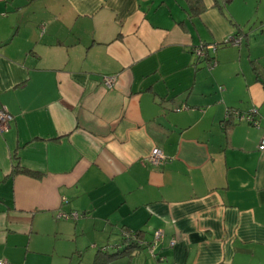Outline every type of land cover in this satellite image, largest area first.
<instances>
[{
	"label": "crops",
	"instance_id": "crops-1",
	"mask_svg": "<svg viewBox=\"0 0 264 264\" xmlns=\"http://www.w3.org/2000/svg\"><path fill=\"white\" fill-rule=\"evenodd\" d=\"M185 1L0 0V107L12 117L0 260L54 264L60 238L97 250L139 231L147 246L129 264H264V85L251 66L264 67V0H200L195 15ZM238 29L241 44L208 53L212 68L197 61L195 47ZM254 107L252 125L224 118ZM17 163L40 177L11 175Z\"/></svg>",
	"mask_w": 264,
	"mask_h": 264
},
{
	"label": "trees",
	"instance_id": "trees-1",
	"mask_svg": "<svg viewBox=\"0 0 264 264\" xmlns=\"http://www.w3.org/2000/svg\"><path fill=\"white\" fill-rule=\"evenodd\" d=\"M232 0H223L224 3L220 4V8H222L225 4L231 2ZM188 5V11L195 15L201 11L204 10V7L203 5L201 4V1L200 0H186L185 1ZM218 4V3H217ZM262 31H264V26H262ZM235 38H238L239 39V44H241V40L243 38V35L241 33V29H238L236 33L232 34L227 40L221 42L220 44L219 43H212L215 45V50L214 52L216 51L217 47L218 46H221V45H229V44H234L233 41ZM208 43H202L201 46L204 47V55L202 58H197V61H201V59L205 60L206 61V65L208 66H212L213 63H216V60L215 58L212 56H209V52L211 49H206L205 46L207 45ZM196 48V47H195ZM213 52V53H214ZM210 66V67H211ZM251 66H252V70L253 72L255 73V76H256V79L259 80L262 85H264V67H262V65L257 61V60H251ZM254 111H256V113H254ZM258 113V108L254 107L252 108L251 110H249L247 113L246 112H242L238 109H235V108H230V109H227L226 112H225V116L224 118L229 121L230 118H241L243 119L245 122L249 123V124H254L252 121H248L246 120L245 118H242L243 115H253L254 114V117L255 115ZM242 116V117H241ZM226 121V122H227ZM25 174L27 176H30V177H34V178H39L40 177V172L38 171H34V170H31V169H27L21 165H19L18 163L14 165V167L12 168V171H11V175H15V174ZM140 235L141 233L139 231H134V232H130V231H127V232H122L120 234V242H118V244H115V245H112V246H102V247H99L97 250H96V253H95V257H94V261L92 264H108L110 261L116 259V258H119L123 255H128L129 252L132 250V248H135V247H140V246H147V244L144 242L141 241L140 239ZM150 244V242L148 243Z\"/></svg>",
	"mask_w": 264,
	"mask_h": 264
},
{
	"label": "built area",
	"instance_id": "built-area-1",
	"mask_svg": "<svg viewBox=\"0 0 264 264\" xmlns=\"http://www.w3.org/2000/svg\"><path fill=\"white\" fill-rule=\"evenodd\" d=\"M234 44H238L239 43V39L235 38L233 41ZM204 47L201 46V44L199 46H197L194 49L195 55L197 58H202L204 55ZM206 49H211V50H215V45L214 44H207L205 46ZM215 64V63H213ZM212 64V65H213ZM211 66V65H210ZM116 78L114 76H105L103 77V84L108 87L111 88L113 87L114 83H115ZM254 113H256V111H254ZM242 117V116H241ZM242 118H245L248 121H252L253 123H256V121L254 120V114L253 115H243ZM12 119L11 115L7 112V110L5 108L0 107V132H2L6 126L7 123ZM258 149L259 150H264V136H262V138L260 139V142L258 144ZM147 160L149 161V163L153 166H160L162 164H164L165 160H166V156L163 153V151L158 148V147H154L148 157ZM58 217H63V218H68V217H76L77 214L76 213H71V214H67V213H58L57 214ZM161 234L159 232H155L154 235V239L153 241L150 243V245L148 246L147 250L151 253H153V251L155 250V244L158 240H160ZM174 244V241H170V245L172 246ZM0 264H9L8 261L6 259H1L0 260Z\"/></svg>",
	"mask_w": 264,
	"mask_h": 264
},
{
	"label": "rangeland",
	"instance_id": "rangeland-1",
	"mask_svg": "<svg viewBox=\"0 0 264 264\" xmlns=\"http://www.w3.org/2000/svg\"><path fill=\"white\" fill-rule=\"evenodd\" d=\"M213 52H214L213 50H210V53H213ZM205 66L210 68V66L208 65H205ZM83 237L84 235L80 236L76 234V238L74 242H71L70 240L66 238L65 239L60 238L58 240L57 247L59 249V254L62 257L60 256L57 259L53 257L52 260L50 258H45V261L46 262L53 261L54 264H92L96 250L95 248L86 247L87 243L85 239H82ZM134 253L130 252L128 255H123L119 258L112 260L111 261L112 263L111 262L110 263L111 264H129L131 260L129 257L130 255H133Z\"/></svg>",
	"mask_w": 264,
	"mask_h": 264
}]
</instances>
